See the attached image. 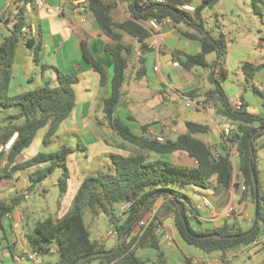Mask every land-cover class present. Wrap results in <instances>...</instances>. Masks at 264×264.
<instances>
[{
    "label": "trees",
    "instance_id": "trees-1",
    "mask_svg": "<svg viewBox=\"0 0 264 264\" xmlns=\"http://www.w3.org/2000/svg\"><path fill=\"white\" fill-rule=\"evenodd\" d=\"M86 9L92 15L95 24L110 42L103 45L113 62V74L110 79V94L102 100L101 111L108 125L126 144L136 147V151L125 153L122 149L126 146L118 144L119 151L111 152L110 167L97 169L94 173L86 175L79 184L71 201V209L60 217L51 215L39 218L34 227L27 233V240L34 251L47 250L54 240L57 243L59 259L54 264H70L78 257L94 253L92 256L79 260L76 264H149L148 260L139 257L136 250L139 247L158 248L160 236L154 229L159 222L156 215L149 221V211L152 205L160 198L167 203L172 213L174 226L184 241L198 248L203 254L218 255L222 262H227V256L237 247H244L256 239L264 236V195L260 192L259 175L256 165V152L264 147V142L259 141L264 137V117L258 113L250 112L242 104L236 109L225 94L215 74L225 77L226 69L223 67L226 42L222 35L211 36L204 28L201 18L202 10L213 7L219 0H201L195 5L193 12L180 9L179 4H194V0H130L127 12L129 17L122 21L114 20L111 12L117 7L116 0H86ZM258 1V0H253ZM264 19V12H261ZM10 34L0 40V105L8 108L14 105L19 110L9 115L7 124L0 126V142L7 141L11 134L18 132L17 138L7 151L0 153V158L7 152V162L0 165V178L11 177L14 171L33 168L29 172L30 188L46 178L55 167H60L58 176L59 198L67 189L69 172L67 156L72 148L62 146L53 152H38L32 157L16 161L21 151L28 147L37 131L45 128L42 142L46 145L56 132L60 123L65 120L75 105V92L73 84L78 81L76 74L56 72V85L44 82L41 86L16 94H9L8 89L12 78V63L15 58L18 43L22 41L20 27L25 22L23 10H19ZM170 17L173 24H185L195 28V32L180 31L189 38L198 39L200 48L195 54H184L185 60L176 55L179 64L188 70H198L196 67L209 68L211 88L200 92V88H193L183 92L182 96L192 100H201L205 106L211 105L214 112L234 125L227 141L236 142L237 169L243 177V193L255 203V184L258 189V220L253 230L246 235L234 237L246 229H233L227 224L216 227L194 228L187 211L192 215L196 209L190 203L187 195L182 190L184 186L207 188L214 181L215 188L229 187L233 178L232 161L226 142L220 146L221 152L217 155L213 148L194 137L195 133L208 130L206 124L185 121L186 132L178 134L174 139L163 137L159 141L145 133L147 125H141L142 132L131 129L126 122L115 116V112L123 98L122 87L127 78V68L135 54L132 46L123 41V35L133 38L139 49L136 60L134 77L141 78L146 75L148 55L153 51L148 39L153 34L149 26L150 19L160 20ZM38 32V30H37ZM39 33V32H38ZM23 42V41H22ZM25 45L33 50V58L39 64V51L41 40L35 35L28 37ZM84 58L91 63L93 69L99 73V85L107 83V73L102 63L96 60L88 51L86 42L81 41ZM216 53L212 61H207L206 55ZM45 64H40V69H45ZM261 66H264L262 64ZM219 67L218 70L216 68ZM254 67L250 63L243 65L245 78L250 83ZM200 73V72H199ZM254 92L260 97L264 106V92L253 87ZM21 119L22 122L18 123ZM256 133L251 136L252 132ZM252 146V148H251ZM183 152L193 164L179 163L168 159L165 155ZM48 162L43 167L39 164ZM254 174V177L252 176ZM21 197L12 198L6 202L0 199V228L3 229L6 215L20 202ZM129 204L122 213L116 215L119 205ZM82 205H87L93 213H102L113 226L116 233L117 244L111 249H106L104 244L90 238L89 230L84 222ZM180 210L188 221L192 233L200 237L191 236L184 228ZM138 216L128 233L122 237L125 229ZM146 220L143 226L139 220ZM110 251V252H106Z\"/></svg>",
    "mask_w": 264,
    "mask_h": 264
},
{
    "label": "crops",
    "instance_id": "crops-1",
    "mask_svg": "<svg viewBox=\"0 0 264 264\" xmlns=\"http://www.w3.org/2000/svg\"><path fill=\"white\" fill-rule=\"evenodd\" d=\"M103 1L107 2L109 0ZM116 1L118 3L117 7L111 14L114 20L122 21L129 17L127 9L130 0H125L123 4H120L119 0ZM259 2L262 6L260 10L264 12V0H259ZM198 3V0H194V5ZM86 6V0H44V6L40 9H35L33 0H0V40L10 34L16 19V13L19 10H23L24 20L33 24L39 32L35 35L36 39L40 38L42 43L39 59L51 55L47 62H42L41 64H50L54 69L52 75L53 79L51 80L45 78L46 67L43 71L40 69V73L37 77L28 74V69L33 65L27 58L30 48H28L24 42L20 41L12 63V78L8 91L11 90L12 94H16L18 90H30L41 86L44 82H56L57 70L61 73L76 74L78 81L73 84L75 92L74 108L68 117L60 123L56 132L51 137L50 142L46 145H49L53 141H57L59 149L63 145L72 147L66 144V140L69 139V134L76 135L78 140L77 147L83 155L86 156L89 154L93 158L103 157L111 162V152L119 151L117 148L115 149L113 143H111L117 140V135L114 134L109 139L103 135L99 138L96 132L92 130L89 122L85 119L87 115L93 116L94 122L101 130V120L104 119L103 113L100 117H97L93 114L94 108L91 107L95 102H97V104L100 102V107H102L103 98L110 94V79L113 74L112 58L110 54L103 49V45L110 42V39L97 27L92 15L87 11ZM235 7L237 9H242L246 7V3H243V5L236 3ZM231 10H233V8ZM253 11L256 12L255 10ZM212 14L206 13L204 9L202 10L201 18L204 28L213 37L222 35L226 42V54L223 67L226 69L227 75L222 77L217 72V74H215L216 79L233 105L240 100L242 104L246 106L247 110L258 113L264 117V106L262 105L260 97H258L259 99H257L255 103H250L244 96L247 88L256 94L253 87H255L257 83L262 84L264 87V66H261L264 64V46H262L261 42L255 43L245 41L238 37H228L226 35L227 28L220 22L221 20H225L224 13L213 9ZM180 31L193 33L195 32V28L182 23L177 25L172 23L154 31L148 39L149 44L152 45L153 51L148 55L146 75L138 79L144 80V88L153 91V93L149 95L143 92L132 95V92H130L131 85L128 83L129 80L127 81V79L132 77V75L134 76V69L137 67L136 60L138 55L135 53L134 49L138 47V45L133 38L126 34L123 35V41L132 46L135 59H133V62H131L127 68L129 75H127L126 78L127 82L125 81L123 84L122 91L124 94L115 112V116L121 118L124 122L129 119L132 120L136 125L135 132H142L140 127L146 124L137 123L134 114H126L124 112L126 101H130L131 96L138 97L142 100L143 104H145L144 106H151L157 112L165 113L169 111L168 120H166L167 118L165 117L156 118L153 122L158 123L156 126L157 128L147 127L155 129L163 137L174 139L178 134L186 132V120L206 124L208 126L207 131L195 133L193 136L213 146L218 152H221L220 146L223 141L221 126L222 123L227 121L217 115L212 106H205L202 110H191L184 106V96H182L184 91L200 88V92H203L213 85L208 78L209 76L207 77L206 83L202 73L196 72L195 69H185L180 64H173L174 62H178L176 60V55L180 57L185 56L184 54H195L200 48V41L198 39L189 38ZM81 41L86 42V47L90 54L103 64L107 73L106 85H99V73L95 71L91 63L84 58ZM210 54L211 53L206 55L207 61L214 60L210 57L208 59ZM245 63H250L254 67L260 66L257 70L250 67L248 68L254 71L250 83L246 81L243 71V65ZM34 66L36 67L38 64H34ZM218 69L219 67L216 68V70ZM139 89V85H134L135 93H137ZM198 100H201V98H198ZM132 102L134 101L132 100ZM180 105L183 107L182 110ZM167 106H170V109H167ZM162 121L167 122L165 127L161 124ZM172 133L173 136L171 135ZM82 141H85V143ZM121 143H123L126 148L128 147V149H136L134 145L126 144L122 140L118 144ZM22 151L15 159L17 162L26 160L25 158L19 157ZM74 151L73 149L67 156L69 178L67 179V189L63 195L64 197L67 196V200L69 201H72L83 178L97 170H93L92 172V170L87 169L91 161H87L86 164H79L77 153ZM6 153L7 152L0 158L1 166H4L7 162ZM263 156L264 147L259 148L256 152L260 192L264 195ZM165 157L179 163L193 164L183 152L172 153L170 155H165ZM231 161L233 178L229 187L220 189L215 188L214 181L212 180L207 188H202V190L197 191L193 187L189 191V193L193 194V201L191 202L189 200L192 205L199 202L203 196L209 198L213 204L212 209L205 207L199 208L195 211V214L191 216L194 228L216 227L227 224L236 230L246 229L251 224L254 215V204L251 202L250 197L243 193V189L241 188L243 185V177L237 169L236 154L232 156ZM48 164V162H44L38 167H43ZM17 171H14L13 174ZM12 176L13 175H11V177ZM10 178L8 177V179ZM19 196L21 197L19 204L6 215L3 225L4 228H0V232H2V235L0 233V264H54L55 262L50 263L40 258L38 252L33 250L27 240L26 235L32 228H29L27 225L29 222L24 211V204L25 199L28 198L29 195L18 190L14 181H3L0 179V199L8 202L12 198H17ZM166 203L167 202L163 198L156 201L155 205L158 208L156 217L163 225L165 231L171 235L172 241L169 242L160 238L159 246L155 248L156 254L150 258L145 257L143 259L148 260L149 264H192L191 260L193 258L204 259V256L199 254H192L190 256L185 254L186 252L183 253L187 243L174 226L173 213L171 209L166 206ZM228 207L232 208L230 215L225 214V210ZM6 230H9L14 236L13 245H18V250L16 252L12 251V246H10L9 243H6V245L2 243L3 239L6 238ZM109 231H111V234L108 235ZM256 240L258 241L255 243L252 242L248 246L237 247L234 252L228 254L226 263L229 264L232 257L242 255L247 252L249 248L252 249L253 253L263 252L264 256V236ZM96 241L103 243L106 249H111L117 244L115 243L117 237L114 229L107 230L106 233L100 236ZM51 246L52 245L49 244L47 250L51 249ZM249 253H251V251H249ZM209 257L212 262L210 264H214L213 262L222 264L220 256L211 255ZM93 264H97V262H93Z\"/></svg>",
    "mask_w": 264,
    "mask_h": 264
},
{
    "label": "rangeland",
    "instance_id": "rangeland-1",
    "mask_svg": "<svg viewBox=\"0 0 264 264\" xmlns=\"http://www.w3.org/2000/svg\"><path fill=\"white\" fill-rule=\"evenodd\" d=\"M198 1L200 2L201 0H198ZM123 2H125V0H119L120 4H123ZM236 3H239L241 5H243V3H246V7L242 9H237L235 7ZM261 7L262 6L259 0L258 1L220 0L218 3H216L213 6V8L206 7L204 8V10L206 13L208 12L209 14L213 13V9H216V11H222L224 13L225 20L224 21L221 20L220 22L225 25V28H227L226 35L228 37H231V38L238 37L245 41H250V42H255V43L261 42L262 46H264L263 44L264 42V20L260 16ZM232 8L233 10H231ZM253 10H255L256 12H254ZM39 54H40V51H39ZM215 54L216 53L214 51L211 52V54L208 56V59L209 57L215 59L216 57ZM50 56L51 55H48L46 58L41 57V59H39L38 66L35 67L34 64L36 63L34 62V58H33V50L30 49L28 51L27 58L29 59L30 63H32L33 65H31L30 69H28V74L32 75L33 77H37V75L40 73V64L42 62H47ZM45 67H46L45 78H49L50 80L53 79L52 75L54 73V69L52 68V65L46 64ZM196 68H198V70H195V71L202 73L204 77V81L207 83V77L210 74V69L200 68V67H196ZM127 75H129L128 71H127ZM127 81L131 85L130 92H132V95L134 94L136 95L141 92L145 94L147 93L148 95L150 93H153L152 90H148L144 88L145 82L143 79L142 80L135 79L134 76L132 75V77L128 78ZM51 85L53 86L56 85V82H52ZM134 85L140 86V89L137 93L134 92ZM126 86H127V83H126ZM23 90L24 89L18 90L16 91V93L22 92ZM8 93L12 94L11 90H9ZM244 96H245V99L249 101L250 103H255V101L259 99L258 98L259 96L254 94L249 88H247ZM132 100L134 102H132ZM144 105L145 104H143L141 99L135 96H131V100L126 101V107H124V112L126 114H134L135 120L137 121V123L139 124L145 123L146 125L148 124L147 126L152 127V128L153 127L157 128L156 126L158 125V123L153 122L156 118L165 117L167 118L166 120H168L169 111L165 113L157 112L151 106L146 107ZM100 106H101L100 102H98V104L97 102H95L91 107V108H94L93 114H95V116L97 117H100L102 114ZM207 106H211V105H207ZM167 109H170V106H167ZM182 109L183 107H181V110ZM18 110H19L18 105H14L8 108H5L0 105V126L7 124L9 120V115L11 113H15ZM85 119L89 122V125L92 127V130L96 132V135L99 138H101V135H103L104 137H108L109 139L112 137V135H114V132L112 130L108 131L110 127L108 123H106L105 118L101 120L102 121V124H101L102 132L100 128L97 126V124L94 122L93 116L87 115ZM22 120L23 119L18 121V123H21ZM126 122H127V125H129L133 131H136L135 122H133L130 119ZM44 131H45V128H41L37 131V134L34 137L31 144L22 151V154L19 156L20 158L27 159V158L32 157L38 152H48V151L53 152L59 149L57 141H53L49 145H45L42 142V135L44 134ZM171 135L173 136V133ZM115 141L111 143H113V146L115 149L117 148L119 150L117 146H118V143L121 142V139L117 136V140ZM77 142L78 140H77L76 135L69 134V139L66 140V144L69 146H72L73 149L75 150L74 152L77 153L79 164H86L87 161H91L90 164L87 166V169L92 170V172L93 170L105 169L108 166L112 165V163L109 160H106L103 157L93 158L89 154L86 156L83 155V153L79 151L77 147ZM82 142L85 143V141H82ZM122 151L125 153H131V152L136 151V149H128L127 147L126 149H122ZM262 159H264V156L262 157ZM38 166H41V165L39 164ZM31 170L32 168L22 169L20 171H17L15 174H12L13 176L11 178L9 177L10 179L6 177L0 178L3 181H9V180L14 181L18 190H21L24 194L29 195V197L25 199V204H24V211L26 213V217L28 218L29 223H27V225L29 226V228H33L34 221L39 218H43L48 215H51L52 217L57 218L67 213L71 209V200L70 201L67 200V196L66 197L62 196L59 198L58 176L60 175V172H61L60 167L58 166L55 167L54 170L46 178H44L43 180L38 182L36 185L30 188L29 186L31 185V181L29 178V172ZM193 187L197 191L202 190L201 187H195V186H190V185H186L182 189L191 202L193 201V194L189 193V191ZM155 203L153 204V206L155 207L156 214H157L158 208L155 205ZM195 204H193V206ZM123 208H124V205L118 206L115 212L118 217H122L121 211L122 210L124 211ZM82 213H83L84 222L86 224L87 229L89 230L90 238L92 240H98L99 237L102 236L104 233H106L107 230H110V229L112 230L113 226L109 223L107 217L103 215L102 213L91 212V210L88 208L87 205H82ZM189 222L192 226L194 225L191 218L189 219ZM0 233L2 235V232ZM6 233H7L6 238L3 239L2 243H4V245H6V243H9V245L12 246V251L16 252L18 250V245H15V246L13 245V241H14L13 234H11L9 230H6ZM115 243H117V241ZM51 245H52L51 249L41 250L38 252V255L44 261L54 263L59 259V253L57 250V243L54 240L51 242ZM249 251H251V253H249ZM184 252H186L185 254L190 255V256L192 254L202 255L204 256V261H208L209 263H212L209 257L211 255L203 254L198 248L194 246L187 244L185 250H183V253ZM136 254L141 258H145V257L150 258L156 254V250L153 247H146V248L139 247L136 250ZM263 258H264L263 252L253 253L252 249L249 248V250L243 253L242 255L232 257L229 264H264ZM187 261H188V258H187ZM213 263L221 264L219 262H213ZM222 264H227V263L222 262Z\"/></svg>",
    "mask_w": 264,
    "mask_h": 264
},
{
    "label": "built area",
    "instance_id": "built-area-1",
    "mask_svg": "<svg viewBox=\"0 0 264 264\" xmlns=\"http://www.w3.org/2000/svg\"><path fill=\"white\" fill-rule=\"evenodd\" d=\"M147 0H143V2H145ZM157 1H161V0H157ZM33 6L35 9H40L44 6V0H33ZM178 7L180 9H183V10H186L188 12H193L195 10V5L194 4H179ZM149 26L151 27V29L153 31H156V30H159L160 28H162L163 26L165 25H169V24H172V20L170 17H163L162 19L160 20H156V19H150L149 20ZM37 34V30H36V27L31 24L29 21H25L21 27H20V35L22 37V41L25 42L26 39L28 37H31V36H34ZM135 53L138 55L139 54V49L138 47H135L134 49ZM174 65H178L179 62H174L173 63ZM255 88L258 89L259 91L261 92H264V87L262 86V84L260 83H257L255 85ZM184 105L185 107L191 109V110H202L205 108V103L202 101V100H192V99H189L187 97H184ZM242 106V102L240 100H238L234 107L236 109H239L240 107ZM106 123H107V120H106ZM161 124L165 127L167 125V122L166 121H162ZM110 127V126H109ZM113 131V129L110 127L108 129V131ZM235 130V127L233 124L229 123V122H225V123H222V126H221V131H222V139L226 142L227 144V147H228V150H229V155H230V158H232V156L234 154H236V142L235 141H227V136L230 135V133ZM107 132V130H106ZM114 132V131H113ZM145 133L149 136H151L152 138H155L159 141H162L163 140V136L161 134H159L155 129H152V128H147L145 130ZM18 136V132L15 131L14 133H12V135L8 138L7 141H3V142H0V153L3 152V151H7L8 149L11 148L14 140L17 138ZM213 148V152L215 153V155H217L219 152L214 148ZM243 183V181H242ZM242 189H244V183L241 187ZM129 206V204H125L124 205V210L127 209ZM209 208V209H212L213 208V204L212 202L210 201L209 198L203 196L200 200V202L196 203L194 205V209H199V208ZM232 211V208L231 207H228L226 210H225V214L226 215H230ZM123 212V210L121 211ZM188 215L189 216H192V212L190 210L187 211ZM156 215V209L155 207L152 205V207L150 208V211H149V221L151 220V218H153L154 216ZM147 223L146 220L142 219V220H139V224L141 226L145 225ZM155 233L158 234L160 236V238H163L167 241H172V237L169 233H167L163 227V225L160 223V222H157L156 226H155V229H154ZM111 234V231L108 232V235ZM258 240H255L253 241L254 243L257 242ZM263 244H264V240H263ZM191 263L192 264H210L208 261H204V259H199V258H193L191 260Z\"/></svg>",
    "mask_w": 264,
    "mask_h": 264
},
{
    "label": "water",
    "instance_id": "water-1",
    "mask_svg": "<svg viewBox=\"0 0 264 264\" xmlns=\"http://www.w3.org/2000/svg\"><path fill=\"white\" fill-rule=\"evenodd\" d=\"M180 58L182 60L186 59L185 56H180ZM258 130H264V126L261 127ZM255 133H256V131H253L251 136H253ZM263 142H264V137L259 141V143H263ZM251 148H252V146H251ZM252 176L254 177L253 173H252ZM254 184H255V203H254L253 220H252V222L250 224L251 226L246 231H243L242 233L232 235L234 237H240V236L246 235L247 233L251 232L253 230V228L255 227L256 223H257V220H258V198H257L258 189H257V186H256L257 185V181L255 180V178H254ZM180 215H181V219L183 221L184 228L186 229V231L193 237H200V235H196V234L191 232V230L189 228V225H188V221L186 220V217L183 214L182 210H180ZM137 220H138V216L133 220V222L130 225H128V227L125 229L122 237H124L128 233V231L130 230L132 224L135 223ZM106 252H110V251H106ZM93 254L94 253H89V254L82 255V256L78 257L77 259H75L74 261H72L70 264H76L79 260H83L85 258H88V257L92 256Z\"/></svg>",
    "mask_w": 264,
    "mask_h": 264
}]
</instances>
